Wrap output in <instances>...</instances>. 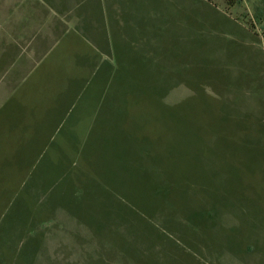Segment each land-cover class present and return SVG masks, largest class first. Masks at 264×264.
<instances>
[{"label":"rangeland","instance_id":"374dc122","mask_svg":"<svg viewBox=\"0 0 264 264\" xmlns=\"http://www.w3.org/2000/svg\"><path fill=\"white\" fill-rule=\"evenodd\" d=\"M82 6L102 65L0 111V264H264V0Z\"/></svg>","mask_w":264,"mask_h":264},{"label":"crops","instance_id":"0c3cea01","mask_svg":"<svg viewBox=\"0 0 264 264\" xmlns=\"http://www.w3.org/2000/svg\"><path fill=\"white\" fill-rule=\"evenodd\" d=\"M82 5L83 0H0V111L16 108L18 98L24 103L48 92L61 72L88 76L96 72L97 59L102 65L101 41L82 39L95 9Z\"/></svg>","mask_w":264,"mask_h":264},{"label":"trees","instance_id":"16d2710c","mask_svg":"<svg viewBox=\"0 0 264 264\" xmlns=\"http://www.w3.org/2000/svg\"><path fill=\"white\" fill-rule=\"evenodd\" d=\"M255 18L257 20H259V21L264 20V13H262V14H256L255 15ZM263 31H264V26H263Z\"/></svg>","mask_w":264,"mask_h":264}]
</instances>
